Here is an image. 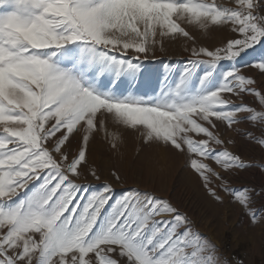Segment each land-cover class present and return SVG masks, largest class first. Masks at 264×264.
Wrapping results in <instances>:
<instances>
[{"label": "snow or ice", "instance_id": "1", "mask_svg": "<svg viewBox=\"0 0 264 264\" xmlns=\"http://www.w3.org/2000/svg\"><path fill=\"white\" fill-rule=\"evenodd\" d=\"M182 24L236 38L215 51L193 48L208 59L189 60L175 81L165 75L158 93L136 95L139 54L166 37L192 40ZM257 45L264 0H0V264H224L170 202L136 190L114 199L110 184L90 192L78 181L101 179L87 166L94 133L119 152L122 132L107 131L110 120L143 146L186 153L211 197L221 200L219 181L257 223L249 190L229 189L209 163L248 167L223 149L218 123L264 126V94L235 66ZM222 60L234 63L217 83ZM248 66L264 73V56ZM225 93L253 96L260 110Z\"/></svg>", "mask_w": 264, "mask_h": 264}, {"label": "rangeland", "instance_id": "2", "mask_svg": "<svg viewBox=\"0 0 264 264\" xmlns=\"http://www.w3.org/2000/svg\"><path fill=\"white\" fill-rule=\"evenodd\" d=\"M225 2L217 0V3ZM182 26L189 31L192 40L179 35L166 37L162 46L158 43L147 54H139L141 71L133 89L136 95H154L159 92L165 75L169 77V82L175 81L189 60L208 59L204 56L194 57L193 48L215 51L236 38L227 28H212L203 32L192 26ZM135 55L129 50V57ZM261 56H264V46L257 45L255 49L242 53L235 66L240 69V75L254 79L256 83L252 87L264 94V73L248 66ZM233 63L220 61L215 73L217 83ZM204 67L200 65L197 68L196 76L203 74ZM127 87L125 84L122 89L126 90ZM224 95L231 96L229 93ZM231 99L236 105L243 103L260 110L253 96H231ZM105 126L109 132H122L123 144L116 152L110 147L104 132L94 133L88 145L87 166L95 168L101 179L97 181L87 175L82 176L78 183L88 185L90 192H98L105 183L110 184L114 189V199L136 190L166 200L186 214L194 222L195 230L216 246L224 264H264V145L260 143L264 140V126L245 121L229 129L218 123L219 135L225 141L223 149L239 156L248 167L225 172L214 162H209L224 177L229 189L249 190L251 207L261 218L255 224L245 209L234 201V197L222 190L219 181L214 180L212 187L221 200L217 201L208 194L199 176L191 169L186 153L171 147L143 146L138 133L120 130L110 120L105 121ZM76 146L74 141L73 148ZM112 172L120 176V181L112 177Z\"/></svg>", "mask_w": 264, "mask_h": 264}, {"label": "crops", "instance_id": "3", "mask_svg": "<svg viewBox=\"0 0 264 264\" xmlns=\"http://www.w3.org/2000/svg\"><path fill=\"white\" fill-rule=\"evenodd\" d=\"M262 160H263V163H264V154L262 155ZM258 211V210H257ZM262 222L264 223V220H262ZM264 246V245H263Z\"/></svg>", "mask_w": 264, "mask_h": 264}]
</instances>
